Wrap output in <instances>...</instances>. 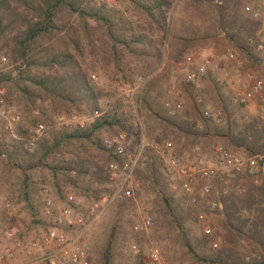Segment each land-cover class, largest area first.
Listing matches in <instances>:
<instances>
[{
	"label": "rangeland",
	"instance_id": "1",
	"mask_svg": "<svg viewBox=\"0 0 264 264\" xmlns=\"http://www.w3.org/2000/svg\"><path fill=\"white\" fill-rule=\"evenodd\" d=\"M169 1L171 4L167 11L166 32L155 30V24L152 28L146 24L148 16L143 6H151L153 4L151 0H115L113 7L103 6L119 25L132 26L134 30L141 31L146 35V38L142 43L130 42L128 39L125 44L117 43V55L113 56V52L109 49L104 51L99 43H95L96 36L92 35L91 40L94 44L91 45L86 40L82 42L85 46V65L88 67L92 83L102 90L98 106L100 110H105V113L117 107H119V111L125 108L127 111L125 116L129 119L133 105L131 97L125 99L124 93L127 89L140 83L135 97V105L141 120V129L137 132L139 133V143L142 142L145 145L146 154L152 153L149 145L157 140L161 143L168 141L171 151L182 157L186 163L193 162L194 159L202 156L211 167H214L217 158L215 146L217 145L227 147L238 156L253 160L251 172L246 168L242 173L235 175H223L220 172L214 176L212 195L214 198H220L223 202V197L231 189L233 179H237L241 183L237 185L240 188L243 186L242 183L260 185L264 178L258 168V165L264 162V150L251 154L242 146L231 145L223 135L230 128L236 130L238 126L249 119L264 120V95L261 98H252L244 105L234 103L232 98L240 90V81L247 73H253L264 83V0H240L239 15L261 21L256 32V39H247L253 47L252 54L248 55L234 46L227 36V33L231 31L229 28L220 29L212 40H208L201 46L198 45L195 50L187 53L198 63L205 57L211 59L218 67L215 74L206 67L188 64L186 59L174 61L168 57V38L174 21L177 20V25H180L184 30V0ZM91 2L96 6H102L97 5L94 0ZM212 2L217 5L222 1L213 0ZM246 6H249V10L245 8ZM91 23L94 24V21L91 20ZM139 23L143 24L142 28L144 29H140ZM183 30L179 31L180 34L184 33ZM90 47L92 48L90 49ZM130 49L137 50V53H131ZM157 49L161 51L160 57L156 55ZM230 51L235 53L234 58L228 55ZM193 70L196 72L195 80L187 81L186 75ZM6 71L14 73L10 64L0 66V73ZM173 83L176 85L178 95L175 92H168ZM2 86L6 93V105L22 115L20 129L29 131L37 122H43L53 127L52 131L55 127V118L61 112L76 111L82 115H91L85 104L54 110L48 102L39 104L37 102V107L30 106L32 108L27 109L24 100L15 90L8 92L5 86ZM197 96L202 98V102H196ZM176 99L182 101V108L176 114L171 115L168 113L165 103L172 104ZM43 108L47 109L50 116L45 121L40 120L39 117ZM204 110L213 112L220 110L222 121L216 124L205 120L202 114ZM165 119L174 124L180 123L184 119L190 123L196 121L194 127L198 130L204 129L206 123L209 129L208 134L203 135L202 131L199 134L181 133L174 125L165 122ZM118 128L117 125H114L112 129L103 126L98 130V136L102 139L111 137ZM4 134L0 133V137L9 141L10 137ZM133 139L134 137L131 140ZM82 150L85 151L88 158L95 160L99 158V153L89 144H86ZM148 175V173L141 174L142 182L139 181L140 188L136 192L135 200L112 201L88 226L83 241L91 251L92 264H103L102 250L112 234H115L116 241L114 260L111 264H159L151 259V249L159 251L165 264H205L199 261L184 245L180 231L165 224H156V213L154 212L156 193ZM165 175L170 183L171 191L175 192V196L181 201L182 197L187 195L181 188L183 177L177 172H169L167 169ZM255 175L259 178L258 183L254 181ZM25 178L27 179L26 183L23 180ZM197 180L200 182L199 175ZM113 184L114 181H109V184L96 183L87 177L81 179L75 187L67 184L59 174L55 177L45 166H37L24 172L0 156V193L12 199L19 214L17 217H9L0 208V227L9 225L16 229L20 236L32 235L43 229L46 218L41 215L40 206L43 196L41 189L44 186L50 188L56 206L64 204L84 206L93 195L108 193L109 191L104 187H111ZM223 186L228 189L224 196L220 195ZM255 195L258 200H263V196L259 195L257 191H255ZM121 201L126 203L122 204ZM189 201L199 206L198 218L188 220L183 231L195 251L200 254L207 253L213 247L212 244L209 247L203 243L202 227L208 223L213 230L214 241H217L218 244L223 242L225 234L222 224L223 208L211 210L206 206V202H193L191 199ZM199 215H202L203 219L199 218ZM146 216H150L153 221L151 228L147 232L134 230V223ZM235 249L238 251V256L246 259L258 255L257 250L245 240L238 239ZM24 261L25 258L20 257L13 260L12 264H21ZM33 264H49V262L39 260Z\"/></svg>",
	"mask_w": 264,
	"mask_h": 264
},
{
	"label": "trees",
	"instance_id": "2",
	"mask_svg": "<svg viewBox=\"0 0 264 264\" xmlns=\"http://www.w3.org/2000/svg\"><path fill=\"white\" fill-rule=\"evenodd\" d=\"M151 1V6H143L148 16L146 24L150 28L155 24V30L166 32L167 11L171 2ZM212 1L184 0V30L176 20L169 33L168 57L171 60H185L190 56L187 53L212 40L220 29L226 28L231 30L227 36L234 46L248 55L252 54L253 47L247 39H256L261 21L241 17L240 0H221V4L217 5ZM142 25L139 23L140 29H144ZM181 30L183 34H180ZM92 35L96 36L95 43H99L104 51L109 49L113 56L117 55V43L125 44L128 40L142 43L146 38L132 26L119 25L103 6H96L91 0H0V55L6 56V64H10L14 71L0 73V85H4L8 92L15 90L27 109L37 107V102H48L54 110L85 104L93 114L100 109L98 100L102 90L91 81L85 65V46L82 44L84 40L94 44ZM130 51L137 53L135 49ZM160 54V49H157L156 55L160 57ZM119 110L117 107L102 113L85 128L49 131L32 147L26 146L23 141L11 138L7 141L0 137V156L24 172L45 166L55 177L59 174L71 186L76 187L81 179L87 177L96 183L109 184L108 164L111 161L122 163L123 159L105 146L104 139L98 136V130L103 126L112 129L117 125L119 128L113 135L125 130L131 139L134 137L129 146L131 151L139 144V133ZM39 117L42 121L50 118L47 109L43 108ZM165 122L184 134H199L202 131L201 134L207 135L209 130L206 123L204 129H195L196 121L190 123L187 119L175 124L166 119ZM26 131L19 129L20 133ZM223 135L231 145L242 146L251 154L264 150V120L249 119L236 130L230 128ZM86 144L99 153V158H88L82 150ZM165 172L164 163L156 157L144 168L135 170L140 182L141 174L148 173L155 189L156 224H165L180 231L184 245L205 264H264V178L260 185L242 183L240 188L237 185L241 183L233 179L231 189L223 197L224 241L211 251L200 254L183 231L188 220L198 218L199 206L191 203L188 195L178 200L175 192L171 191ZM23 180L26 183L27 179ZM104 189L110 191L111 187ZM255 191L263 196V200H258ZM98 195H93L91 199ZM203 237V243L209 247L215 240L213 234H204ZM238 239L250 243L258 255L250 259L238 256L235 249ZM115 241V234H112L102 250L103 264L113 262ZM85 246L91 256L88 245Z\"/></svg>",
	"mask_w": 264,
	"mask_h": 264
},
{
	"label": "built area",
	"instance_id": "3",
	"mask_svg": "<svg viewBox=\"0 0 264 264\" xmlns=\"http://www.w3.org/2000/svg\"><path fill=\"white\" fill-rule=\"evenodd\" d=\"M97 5L107 8L113 7L115 0H94ZM249 10V6L245 7ZM262 46V43H260ZM228 55L232 58L235 53L230 51ZM188 64L200 65L208 68L215 74L218 69L217 65L211 59L205 57L199 63L194 61L191 56L186 58ZM7 63V58L0 55V66ZM196 72L190 71L186 75L187 81H194ZM262 79L256 78L253 73H247L240 81V90L233 95V102L244 105L255 97H263L264 85ZM140 83L135 87L127 89L124 98L131 97L133 109L129 114V125L134 130L141 129V120L135 105V97L138 93ZM169 93L175 92L176 85H170ZM5 90L0 85V133H5L14 141H23L26 146L32 147L33 144L51 131L53 127L43 122H37L26 133H20L22 115L20 112L11 110L5 102ZM196 102H202L200 96L196 97ZM168 113L176 114L182 108V101L176 99L172 104L165 103ZM105 110L95 111L91 115H82L76 111L61 112L55 118L54 129L58 128H85L97 116L104 113ZM127 114L125 108L121 111ZM203 117L216 124L222 121V112L220 110L202 111ZM131 138L125 130H119L111 137L104 139V144L111 149L113 153L120 156L122 163L111 161L108 164L109 179L114 181L111 190L108 193L99 195L97 198L91 199L86 205L64 204L56 206L54 198L50 192V188L44 186L41 189L42 203L40 213L46 218L45 227L34 232L32 235L24 234L20 236L16 229L9 225L0 227V264H12L13 260L25 258L21 264H33L39 260H46L49 264H92L91 256L87 250L83 237L85 231L91 222L106 208V206L114 200L136 199V192L140 188V182L135 174L138 168H144L154 157L163 161L166 169L171 172H177L183 177L181 188L191 197L193 202H206V206L211 210H221L223 202L220 198L213 197L212 181L217 173L223 175H235L242 173L243 170L252 171L254 161L250 158H243L232 153L227 147L222 145L215 146L216 162L211 167L202 156L194 159L193 162L186 163L182 157L175 155L171 151V145L168 141L161 143L153 141L149 146L151 154L145 153V145L140 142L134 151L129 149ZM259 170L264 177V162L258 165ZM200 177V182L197 176ZM255 182H259L257 175L254 177ZM175 189V188H174ZM220 195L227 194L226 186L220 191ZM0 208L6 212L9 217H17V208L12 199L3 193H0ZM199 218L203 219L202 215ZM204 221V220H202ZM153 221L150 216L141 218L140 221L134 223V230H143L145 232L151 228ZM204 234L212 235L211 226L206 223L202 227ZM218 246L217 241L212 242V247ZM150 257L159 264H165L161 259L157 249H151Z\"/></svg>",
	"mask_w": 264,
	"mask_h": 264
}]
</instances>
